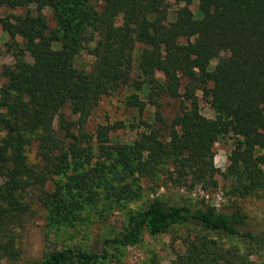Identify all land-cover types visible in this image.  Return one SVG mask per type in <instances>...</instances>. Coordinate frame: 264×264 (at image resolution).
Here are the masks:
<instances>
[{"label": "trees", "instance_id": "1", "mask_svg": "<svg viewBox=\"0 0 264 264\" xmlns=\"http://www.w3.org/2000/svg\"><path fill=\"white\" fill-rule=\"evenodd\" d=\"M176 1L167 20L166 0H0L24 9L2 23L13 60L0 70V264H98L175 226L186 230L184 250L169 264H264V236L246 227L238 206L145 193L147 180L213 189L216 174L228 197L264 191V0ZM137 44L144 55L132 78ZM82 51L90 64L80 61ZM115 84L133 90L125 107L140 111L143 94L157 124L126 141H111L102 125L93 139L84 121ZM197 91L213 117L200 113ZM163 97L178 104L169 119L160 112ZM64 107L74 120L63 117ZM225 131L234 141L220 171L212 145ZM32 200L43 211L47 247L26 259L15 229ZM112 209L124 211V222L98 248L77 238L92 214ZM218 235L249 242L261 262Z\"/></svg>", "mask_w": 264, "mask_h": 264}, {"label": "rangeland", "instance_id": "2", "mask_svg": "<svg viewBox=\"0 0 264 264\" xmlns=\"http://www.w3.org/2000/svg\"><path fill=\"white\" fill-rule=\"evenodd\" d=\"M168 5L167 20L173 18L174 10L182 2L176 0H166ZM195 17L199 16L197 4L195 1L189 5ZM23 8L12 9L0 3V70L3 64H9L13 58L6 41L9 35L2 29V23L11 20V14L22 13ZM43 12L46 17L50 16L48 8ZM19 40L18 36H15ZM143 45L137 44L133 50L132 78L137 76L138 67L142 62L144 55ZM227 52L222 51L217 57L210 60V67L215 64L218 58L225 56ZM80 61L87 65L91 63V57L85 51L80 52ZM161 77L160 73L156 74ZM0 76V84L3 82ZM132 88L120 84L111 85L107 93L103 94L91 114L84 121V130L90 133L93 139L100 134L102 125L106 126L108 136L111 141H126L136 137L137 134L145 130L151 124H157L153 118L154 108L145 102L143 94L139 95L137 108H128L122 105V99L132 92ZM199 111L206 117H213L214 111L207 98L201 96L197 91ZM162 105L160 112L165 119L171 118L178 111L177 101L168 97L161 99ZM63 117L74 120L69 110L62 109ZM54 126L58 127L57 119L54 120ZM234 136L230 131H225L219 135L212 145L213 164L220 171L226 166L227 154L233 146ZM29 159L33 157V149L27 152ZM217 187L213 189H201L198 185L193 187L177 186L170 181L162 184L160 181L155 183L147 180L145 190L149 197L158 196L169 203L182 204L193 202L194 200L203 199L210 206L218 208L222 204L232 203L238 206L247 215L246 227L261 232L264 236V191H259L255 195L244 197H228L222 191L226 183L219 174L215 175ZM1 180V178H0ZM152 188V189H151ZM153 192V193H150ZM146 195L143 197L144 200ZM30 203V208L23 216V221L17 222L15 229L16 237L19 238L21 257L26 259H37L41 256L47 247L45 241L43 211L37 205L35 200ZM141 204V201L130 203V207ZM124 222V211L118 209L107 210L101 213L95 212L90 219L86 221L88 227L87 233L82 231L77 238L82 239L89 248H98L101 244V238L111 231L118 230ZM186 236V230L182 226H175L168 231L160 232L156 235L144 234L142 241L133 246L121 247L111 250L108 258L98 264H169L178 253L184 250L182 240ZM192 233H189V237ZM216 238L224 245L235 244L243 252L247 253L249 259L254 263L261 262L263 254L256 250L249 242H242L235 237H225L218 235ZM57 245L59 243H56Z\"/></svg>", "mask_w": 264, "mask_h": 264}]
</instances>
